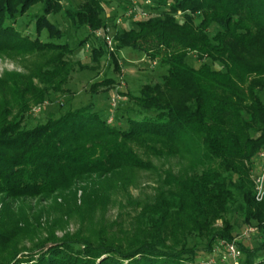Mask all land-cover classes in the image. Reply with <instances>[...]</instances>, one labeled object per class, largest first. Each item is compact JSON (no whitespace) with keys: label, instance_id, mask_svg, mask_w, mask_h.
Segmentation results:
<instances>
[{"label":"trees","instance_id":"trees-1","mask_svg":"<svg viewBox=\"0 0 264 264\" xmlns=\"http://www.w3.org/2000/svg\"><path fill=\"white\" fill-rule=\"evenodd\" d=\"M74 1L0 0V55L38 61L0 76V242L48 235L0 264H208L222 242L235 243L241 264H264V201L252 181L264 149V0H153L140 5L148 18L120 24L116 12L105 16L103 0ZM61 14L75 33L87 32L77 47L50 20ZM27 17L34 38L19 29ZM82 47L87 68L73 61ZM124 49L159 62L160 82L137 95L123 90L126 101L113 108L95 100L119 84L107 73L91 86V102L75 108L71 76L96 72L108 58L120 72ZM54 98L63 101L27 124L33 106ZM152 158L184 164L160 175L152 196L133 200L137 214L114 238L49 233L64 217L129 195L119 177L151 170ZM247 228L257 229L255 247L235 242Z\"/></svg>","mask_w":264,"mask_h":264},{"label":"rangeland","instance_id":"rangeland-1","mask_svg":"<svg viewBox=\"0 0 264 264\" xmlns=\"http://www.w3.org/2000/svg\"><path fill=\"white\" fill-rule=\"evenodd\" d=\"M76 1L79 2L80 0ZM103 1L105 16H111L116 12V22H118L121 18V22H124L125 19L123 18V14L126 11L127 0ZM41 8V6H37L33 8L30 13L32 15L40 13ZM50 20L58 23L62 28L68 29L66 40H68L69 44L73 47H77L79 41L84 40L87 36V32L84 29L75 33L74 30L69 28L67 19L62 14L56 17H50ZM23 21V24L19 27L20 31H23L25 35H29L34 38V25L30 22V18H24ZM110 34H112V31ZM42 40H47L46 33L43 35ZM190 60L193 61L194 59L192 58ZM73 61H78L86 68L90 67L92 65V61L89 48H77L73 56ZM119 61L123 65L120 72L114 71V66H110L112 61L108 58L102 62V66L96 72H91L85 69L84 71L76 72L71 76L67 89L74 95L72 104L75 108L87 105L91 102V86L101 80L107 73L116 78L119 84L116 87L109 89L107 94L98 93L95 95V100L97 103L107 104L116 108L121 102L126 101V97L121 95L120 92L127 90L132 94L137 95L142 86L148 83L154 84L160 82L161 76L166 72L165 69L160 66L159 62H152L148 59V57L130 49H124L122 51ZM37 65L38 61L34 59L27 60V63L24 64L20 59L13 60L7 56L0 55V76L5 73L12 72L26 73L28 68H33ZM62 99L63 98H54L53 102L45 101L42 106H33L28 113L27 124L30 126L36 125L46 116V113L50 111L51 108L56 107L55 104H60L61 101H63ZM39 108H41L40 112L37 111ZM183 164L184 163L177 158H152V166L149 171H124L119 178L122 180H128L129 195L118 193L114 204H110L103 210L88 213L83 217L72 215V217L68 219L66 217L63 218V214L61 212H56L55 216L63 219L60 224L57 223L54 228L49 230V233L58 238L73 235L91 237L93 240H98L100 238H114L112 235L113 231H120V226H128L130 221L134 219V216L137 214L135 206L133 205V200L139 199L144 201L148 197L152 196L154 194L153 188L158 186L159 176L167 171L177 173ZM253 174L254 172H252V177ZM36 201L37 200L33 201V204ZM49 203L50 202L47 204ZM1 208L2 198L0 197V211ZM221 225L222 222L219 221L216 226L220 227ZM247 229L240 231L241 236L235 242H245V244L255 247L257 245V233L246 234ZM47 237V233L42 231L31 237L19 236L15 241L8 244L0 242V259L11 256L15 252L20 254L25 253L26 250L29 251L33 249L40 240ZM224 258L229 257H227L225 253L221 252L220 245H217L215 246L213 254L206 260L213 259L215 264H224L222 262ZM228 264H230V262Z\"/></svg>","mask_w":264,"mask_h":264},{"label":"built area","instance_id":"built-area-1","mask_svg":"<svg viewBox=\"0 0 264 264\" xmlns=\"http://www.w3.org/2000/svg\"><path fill=\"white\" fill-rule=\"evenodd\" d=\"M140 5L147 6V7L152 6L153 0H128V5H127L125 13L123 14V18H134V19L148 18L149 12L146 10H142L140 8ZM121 20L122 18L117 23L120 24ZM97 34L98 36H102L101 32H97ZM105 41L110 51L114 52L113 39L110 34V31H108V35L106 36ZM40 110L41 108L37 109L38 112H40ZM253 172L254 174L252 177V181L254 184L255 200L257 202H263L264 201V149L261 151L257 159L256 167L254 168ZM256 232H257L256 228H249L246 230V234H255ZM220 247H221V252L225 253L227 257H229V258H224L222 260L224 264H228L229 262L230 264H240V259L242 257V254L240 250L237 248V246L235 245V243L226 244L222 242L220 244ZM208 264H215V261L211 259L208 261Z\"/></svg>","mask_w":264,"mask_h":264}]
</instances>
